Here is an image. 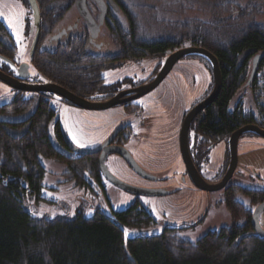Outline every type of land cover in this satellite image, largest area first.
Listing matches in <instances>:
<instances>
[{
  "label": "trees",
  "instance_id": "obj_1",
  "mask_svg": "<svg viewBox=\"0 0 264 264\" xmlns=\"http://www.w3.org/2000/svg\"><path fill=\"white\" fill-rule=\"evenodd\" d=\"M113 1L118 11L107 13L103 28L115 46L114 59L155 58L161 66L166 55L185 46L202 47L216 57L220 91L192 125L199 151L226 140L252 120L250 114L228 106L240 88L254 90L256 75L246 82L253 56L264 52V20H259L264 14L262 0ZM23 2L28 5L27 0ZM36 3L39 39L30 63L38 77L78 95L81 88L94 84L89 77L96 75L83 65L91 59L84 48H64L50 56L39 49L69 12L77 16L74 0ZM78 27L83 43L77 39L71 44L84 45V27ZM15 52L13 38L0 22V56L13 60ZM55 119V109L40 93L15 92L11 101L0 104V264H264V238L253 232L251 221V207L264 200L263 190L225 186L223 202L230 224L195 241L184 239L174 227L125 239L124 227L154 224L153 216L137 200L113 216L100 210L89 217L79 212L52 218L31 215L25 204L40 192L46 172L42 159L63 163L68 181L77 178L81 163L99 179L95 158L83 155L79 161L61 152L63 142ZM54 136H58L56 144ZM240 194L248 198L249 206L237 199Z\"/></svg>",
  "mask_w": 264,
  "mask_h": 264
},
{
  "label": "rangeland",
  "instance_id": "obj_2",
  "mask_svg": "<svg viewBox=\"0 0 264 264\" xmlns=\"http://www.w3.org/2000/svg\"><path fill=\"white\" fill-rule=\"evenodd\" d=\"M0 13H2L0 22L9 31L15 44L14 61L18 66L28 65L31 75L37 74L30 63L33 36L31 31L26 29L27 19H32L28 7L23 0H0ZM71 14L69 12L61 24L68 22L72 17ZM259 20H264V14ZM9 22L13 25L12 29L8 27ZM13 30L20 36L19 41L13 34ZM156 64L157 59L155 58L130 62L128 68L113 75L116 78L129 77L138 81H146L154 74ZM211 81L212 72L208 60L201 55L190 54L178 59L159 86L151 91V94L153 93L152 106L144 107L147 112L145 121L150 122L152 118L153 129L148 137H158L155 143L150 142L147 137L142 139L138 151L132 148V152L136 162L145 167L149 175L152 174L158 178L150 180L135 174L122 159L115 155H109L106 159L105 164L108 170L121 181L137 188L168 191L167 193L134 195L106 181H102L101 185L97 181H90L89 185L76 184L75 180H65L62 163L52 159H42L41 163L46 172L41 181L40 192L34 194L26 202V209L33 216L46 218L58 215L72 216L76 212L89 217L97 210L113 216L114 211L123 210L131 202L137 200L153 216L154 224L141 228L124 227L125 239L157 235L165 227H175L181 237L195 241L209 231L229 225L230 217L223 202V189L206 193L194 187L190 179L183 181V177L175 173L176 165H179L178 159H180L178 137L181 112L188 106L186 99H192L194 102L205 95ZM250 94L251 90L240 88L231 99L229 107H233L237 100H244ZM13 96L14 91L0 80V104L11 101ZM50 103L57 111V118L60 120L67 139L79 149H93L121 125L120 122L112 120H109L108 124H100L102 121V123L107 122L109 118V114L107 115L104 111H97L100 112L97 113L99 114L96 118L98 120H91L86 119V115L81 114L78 108L62 102L57 97L50 98ZM103 125L105 127L101 130ZM142 125H136L138 132H140L139 126ZM243 136L245 137V134ZM190 137L192 140V131ZM226 151L227 144L224 140L217 142L209 149V160L203 167L206 181L209 182L210 179L215 178L224 163ZM245 153V143L240 141L237 170L248 164L250 175L240 176L236 172L229 179L228 185L264 190V148H255ZM237 199L249 206L246 196L240 194ZM259 222L264 229V210L259 216Z\"/></svg>",
  "mask_w": 264,
  "mask_h": 264
},
{
  "label": "flooded vegetation",
  "instance_id": "obj_3",
  "mask_svg": "<svg viewBox=\"0 0 264 264\" xmlns=\"http://www.w3.org/2000/svg\"><path fill=\"white\" fill-rule=\"evenodd\" d=\"M105 4L106 8V14L103 19V23L100 25L99 32L97 36H95L92 40L90 39V34L88 27L84 20L77 14L76 17H71L68 22H65L64 24H61L63 22V19L59 24L55 26L53 31L48 34L46 39L43 41V44L39 47V49L44 52L46 55H51L53 53L62 51L64 48H84L86 51V55H89L91 57L90 60L85 61L83 65L87 67L88 70L94 71L96 73L95 76L89 77L92 81H94V84L91 87H87V89L81 88V90L78 92V95L75 94L76 96L80 97L81 99H84V101L88 102L90 105H92L93 108H88L84 107L81 105H77L74 103L69 102L68 100L62 98L59 95H56L54 93H49V92H35V91H27V90H18L15 88H12V91L15 92H24L25 94H31V93H40L42 95H45L50 101V98L52 97H57L59 100L62 102H66L69 105H72L76 108H78L81 111V114L86 115V119H91V120H98L96 119L99 117L100 112L97 111H104L109 114V118L107 119V122L105 123H100V124H108L109 120H112L113 122H120L121 125L116 127V129L111 133V135H108L109 137L105 140L102 139L97 146L93 147L96 151L91 154H84V153H78L72 151V149L68 146L67 144V137L63 132L62 125L60 123V120L57 118V111H56V123L59 126L60 129V136L63 142V145L61 146L64 154L66 153L67 156L69 157H78L79 161L81 159L88 157L90 159L95 158L97 161V166L99 170V179L96 180L92 174L89 173V169L83 168V164H80V172L77 171L76 175L77 178H72V180H75L76 184H88L90 181H97L100 185L102 184V181H106L110 183L108 180H106L100 170L99 167V156L102 153L105 156V162L106 159L108 158L109 155H115L122 159L128 166L129 168L137 175L145 178V179H156L157 176L155 175H149L146 171H148L145 167H143L141 164H138L139 169L144 173L138 172V170H135V168L132 167L131 164H129L119 153L115 152V149H120V147H123L127 150L128 153H130L131 157L134 159V155L132 152V148L138 151V148L141 147V140L145 139L146 137L149 138L150 142L155 143L156 138L158 136H153V137H148V134L150 135L153 129V125L151 123L152 118H150V122H146V116L147 112L145 111L144 107H149L152 106L151 99L153 97V93L151 94V91H153L156 87L159 86L161 80L154 88L151 90L147 91L146 93H143L141 95H138L136 97H133L136 95L139 91H137V88H139L142 85H146L148 83H151L154 80V76L158 73L160 69V63L157 62L154 74L149 78V80L143 81V80H134L129 77H121V78H116L114 77V73L125 70L126 68L129 67L127 61H120L117 59H114V50L115 46L112 43V38L109 32L103 28L105 25V20L107 13L110 10H114L113 7L107 2V0H102ZM28 2V1H27ZM75 2V0H74ZM103 5V3H101ZM28 7V12L32 14L30 6L25 4ZM86 6L87 9L89 10L92 18L94 19L95 22H98V14H99V6L96 0H87L86 1ZM31 19H27V23ZM61 24V25H60ZM84 27V33H85V38L84 42L85 44H71L75 43V41L78 39L82 41V29H78L79 27ZM26 29L29 31L30 28L26 26ZM9 32V31H8ZM11 35V34H10ZM12 37V36H11ZM39 39V35H38ZM38 44V42H37ZM188 47V46H185ZM37 48V45H36ZM183 48V47H181ZM36 51V49H35ZM35 53V52H34ZM34 55V54H33ZM256 55V54H255ZM3 57V56H2ZM6 58V57H4ZM3 60L2 58H0ZM8 59V58H6ZM11 61L7 62L8 67L3 66L2 62L0 64V70L4 72L5 74L9 75L10 77L17 78L20 81L27 83V84H42V83H54L49 80H44L40 77L35 75H31V73L22 68L18 69V64L11 59H8ZM211 72H212V65L208 61ZM175 64V63H174ZM173 67V66H172ZM170 71V70H169ZM19 75H26L29 73L27 77H18ZM254 75L255 77V82H254V90L251 89V94L248 95L247 97L244 98V100L236 101L233 107H229L228 109H233V110H239L240 112H246L247 114H250L253 118L251 121L246 122L242 124L240 127H238L236 130L241 128L244 125L252 124L260 128L262 131H264V58H261L257 64L256 70ZM165 77V76H164ZM90 82V81H89ZM56 84V83H54ZM213 72H212V81L211 85L208 89V91L205 93V95H202L200 98H197L194 102L189 99H186L187 102V107L183 108V112H181V127L183 120L186 116V114L198 106L202 101H204L209 94L212 91L213 88ZM7 85V84H6ZM60 86V85H59ZM221 88V85H220ZM68 90V89H67ZM220 91V89H219ZM71 92V91H70ZM73 93V92H72ZM219 93V92H218ZM74 94V93H73ZM218 95V94H217ZM216 95V96H217ZM215 96V97H216ZM215 99V98H214ZM212 100V102L214 101ZM211 102V103H212ZM210 103V104H211ZM206 105L205 107L199 109L195 116L193 117L192 121L190 122L188 132H187V146H188V151L189 155L191 157V160L196 167V170L198 173L204 178L203 174V167L208 163L209 160V149L214 146L209 145L207 148V151H199L196 145L194 144L195 136H194V130L192 129V125L195 123V121H200L201 116H204V110L210 105ZM180 115V113H179ZM140 116V118H138ZM101 121V120H100ZM99 121V122H100ZM138 124H143L142 126H139L140 132L136 130V125ZM135 125V126H134ZM105 125L101 126V130H103ZM180 127V130H181ZM235 130V131H236ZM150 131V133H149ZM193 132V138L191 140L190 137V132ZM234 132V131H233ZM232 132V133H233ZM231 133V134H232ZM230 134V135H231ZM245 134V137L243 136ZM229 135V137H230ZM229 137L224 140L225 143L227 144V151L225 155V160L224 163L222 164L220 170L217 172L215 178L210 179L209 182H217L219 181L225 174L228 168L229 164V159H230V150H229V144H228V139ZM104 140V141H103ZM52 141L56 144L58 141V136L52 137ZM69 141V140H68ZM221 141V140H220ZM240 141H243L245 143V148H246V153L252 149H259V148H264V136L260 135L259 133L255 131H246L240 134L237 140V164H238V144ZM219 142V141H218ZM178 148H179V165H176L177 171L175 172L179 177H183V181L185 179H190L189 177V172L186 168L185 163L182 160V155H181V150H180V131H179V137H178ZM61 145V144H60ZM76 148V147H75ZM79 149V148H78ZM66 150V151H65ZM245 153V154H246ZM84 157L82 158V156ZM200 156V159H199ZM177 159H175L176 161ZM134 161H136L134 159ZM61 163V162H59ZM63 164V163H62ZM236 164L235 169L233 170V173L238 172V174L245 175L249 174L250 166L248 164H245V166L242 169L237 170L238 166ZM106 165V164H105ZM107 167V166H106ZM66 169V166L64 167V170ZM138 169V168H137ZM264 169V168H263ZM231 175V176H232ZM250 175V174H249ZM65 176V175H64ZM115 176V175H114ZM147 176V177H146ZM219 176V177H218ZM149 177V178H148ZM218 177V178H217ZM158 178V177H157ZM231 178V177H230ZM68 178L65 176V180ZM206 180V179H205ZM70 181V180H69ZM229 181V180H228ZM111 184V183H110ZM192 184V183H191ZM113 185V184H111ZM194 185V184H193ZM114 186V185H113ZM228 186V182L226 184V187ZM116 187V186H114ZM195 187V186H194ZM118 188V187H116ZM197 188V187H196ZM119 189V188H118ZM198 189V188H197ZM121 190V189H120ZM203 191V190H202ZM264 191V190H263ZM205 192V191H203ZM207 193V192H206ZM249 202V201H248ZM259 204V202H258ZM257 204V205H258ZM254 205L251 207V212L253 209L257 206ZM252 221V220H251Z\"/></svg>",
  "mask_w": 264,
  "mask_h": 264
},
{
  "label": "water",
  "instance_id": "obj_4",
  "mask_svg": "<svg viewBox=\"0 0 264 264\" xmlns=\"http://www.w3.org/2000/svg\"><path fill=\"white\" fill-rule=\"evenodd\" d=\"M27 1H28V4L32 12V19H31L32 21H31V26H30V31L33 36L32 45H31V56H30L32 58L35 52V49H36L37 42H38L40 14H39V8L37 6L36 0H27ZM86 1L87 0H75L74 9L76 13L86 23L88 30H89V34H90V39L92 40L95 36H97L100 25L103 23V19L106 14V8L102 0H96L99 6V14H98V22H95L89 10L87 9ZM107 2L113 7L114 11H118V7L115 5L113 0H107ZM101 3H103V5ZM190 54L201 55L205 57L211 63L214 84H213V88L209 96L204 101H202L198 106H196L195 108H193L186 114L183 120V123H182L181 130H180V150H181L182 160L185 163L186 168L189 172V177H190L192 184H194V186L197 187L198 189L203 190L208 193L211 191L225 188L228 180L230 179L233 173V170L235 169L236 164H237V140L240 134L246 131H255L259 133L260 135L264 136V131H262L260 128L252 124L244 125L238 130L234 131L228 139L230 159H229L227 171L225 172L224 176L217 182H208L202 178V176L196 170V167L194 166L191 160V157L189 155L188 146H187V132H188L190 122L192 121L197 111L205 107L206 105L210 104L219 92L220 85H221V75H220L219 65H218V61L216 57L211 52H209L208 50L202 47L188 46V47L176 49L172 51L171 53H169L168 55H166V57L163 59L162 65L158 73L156 74L154 80L151 83L142 85L139 88H137V91L139 92L133 97L146 93L147 91L154 88L164 78V76L169 72V70L172 68V66L178 59H180L181 57L185 55H190ZM0 58L11 63L10 60L2 56H0ZM261 58H264V52L258 53L253 56L251 60L252 68H251V72H250V75L248 77L246 84H248L251 81V78L255 73L257 64ZM20 68H22V66L18 67V69ZM23 69L27 71L28 65H25ZM28 75L29 73H27L26 75H19L18 73V77H27ZM0 80L4 82L5 84H7L8 86L18 89V90L35 91V92H42V93H45V92L54 93L68 100L71 103L81 105L84 107H88V108H93L92 105L84 101V99H81L80 97L76 96L75 94L67 90L66 88L59 86L57 84H54V83H42V84H31L30 85V84L20 81L17 78L10 77L9 75L2 72L1 70H0ZM67 144L72 149V151L78 152V153L91 154L96 151L95 149L75 148L68 140H67ZM115 152L119 153L129 164L132 165L133 168H135V170H138V172L144 174L139 169V166L136 163V161H134L130 153H128L125 148L120 147V149H115ZM98 163H99V167H100V170L104 178L108 180L111 184H113L114 186L118 187L119 189L123 191H126L134 195H159V194H165L168 192V191L141 189V188L134 187L128 183L121 181L119 178L114 176L108 170V168L105 165V156L102 153L99 156ZM263 210H264V200L260 202L253 209L251 220H252L253 232L257 234L258 236L264 238V229L260 225V222H259V216Z\"/></svg>",
  "mask_w": 264,
  "mask_h": 264
},
{
  "label": "snow or ice",
  "instance_id": "obj_5",
  "mask_svg": "<svg viewBox=\"0 0 264 264\" xmlns=\"http://www.w3.org/2000/svg\"><path fill=\"white\" fill-rule=\"evenodd\" d=\"M0 15H2V13H0ZM8 27H9L10 29L13 28V25H12L11 22H9ZM13 34L17 36V40L19 41L20 36L15 32V30H13ZM74 140H75V138H74ZM79 146H82V145H79Z\"/></svg>",
  "mask_w": 264,
  "mask_h": 264
},
{
  "label": "crops",
  "instance_id": "obj_6",
  "mask_svg": "<svg viewBox=\"0 0 264 264\" xmlns=\"http://www.w3.org/2000/svg\"><path fill=\"white\" fill-rule=\"evenodd\" d=\"M210 181V180H209Z\"/></svg>",
  "mask_w": 264,
  "mask_h": 264
}]
</instances>
